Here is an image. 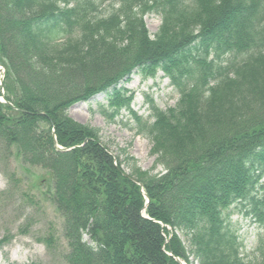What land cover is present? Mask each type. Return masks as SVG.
Instances as JSON below:
<instances>
[{
  "label": "trees",
  "instance_id": "trees-1",
  "mask_svg": "<svg viewBox=\"0 0 264 264\" xmlns=\"http://www.w3.org/2000/svg\"><path fill=\"white\" fill-rule=\"evenodd\" d=\"M151 13L162 18L153 37ZM0 64L13 97L0 102V161L15 148L51 174L67 264H179L167 251L197 264H264V245L260 260H245L225 213L242 203L264 224V0H0ZM135 69L162 70L177 105L152 100L144 121L118 88ZM100 92L108 119L132 114L162 173L115 158L97 129L70 117Z\"/></svg>",
  "mask_w": 264,
  "mask_h": 264
},
{
  "label": "rangeland",
  "instance_id": "rangeland-1",
  "mask_svg": "<svg viewBox=\"0 0 264 264\" xmlns=\"http://www.w3.org/2000/svg\"><path fill=\"white\" fill-rule=\"evenodd\" d=\"M145 21L151 34L156 33L161 25L159 15L149 14ZM122 85L134 95L132 107L145 120L151 113L152 100L163 109L174 107L179 100V92L162 72L155 78L135 72L129 82L118 87ZM3 87L0 85V98L5 91V95L12 99V94ZM107 102V96L100 93L88 101L73 104L68 114L75 121L97 129L100 141L120 159L129 155L142 169L161 172L163 168L156 166V156L151 154V140L137 134L131 114L122 110L118 117L110 120L101 112ZM8 158L7 162L0 161V264H67L65 255L69 248L64 236V216L52 200L51 174L41 167L25 164L15 148ZM125 169L131 171L127 165ZM247 207L236 203L225 213L239 233L242 256L247 261H255L261 258L264 224L247 215ZM177 234L189 245L185 234L181 231ZM84 239L88 240V237ZM184 262L197 264L192 256Z\"/></svg>",
  "mask_w": 264,
  "mask_h": 264
},
{
  "label": "water",
  "instance_id": "water-1",
  "mask_svg": "<svg viewBox=\"0 0 264 264\" xmlns=\"http://www.w3.org/2000/svg\"><path fill=\"white\" fill-rule=\"evenodd\" d=\"M53 137H54V139L56 140V136H55V134H53ZM56 147H57L58 149H62V147H60V146H58V145H56ZM133 180L136 181L135 178H133ZM177 259H178V258H177ZM178 260L180 261V259H178Z\"/></svg>",
  "mask_w": 264,
  "mask_h": 264
}]
</instances>
